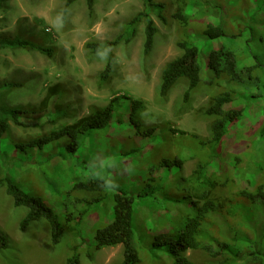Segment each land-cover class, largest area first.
<instances>
[{
	"label": "trees",
	"instance_id": "16d2710c",
	"mask_svg": "<svg viewBox=\"0 0 264 264\" xmlns=\"http://www.w3.org/2000/svg\"><path fill=\"white\" fill-rule=\"evenodd\" d=\"M5 1L0 0V6ZM76 1L65 0L63 22ZM85 1L91 12L95 0ZM143 8L113 41L85 44L94 56L97 49L111 48L99 83L110 82L115 73L113 49L132 40L140 25L147 55L158 34L153 17L165 27L174 23L181 54L162 68L159 95L165 97L186 81L185 107L199 88L209 89L201 113L208 136L146 126L141 118L144 101L114 94L105 106L91 107L71 124L17 141L11 137V124L26 127L42 119L55 123L64 115L57 108L62 92L50 96L52 88L47 89L49 108L10 106L3 93L17 85L0 84V189L14 208L26 210L19 231L25 233L31 224L46 219L53 246L68 234L64 264H81L84 251L116 246L123 248L120 264H145L141 255L148 264H196L186 253L197 250L215 264H264V0H143ZM2 49L34 50L47 57L54 51L22 36L0 34ZM176 134L195 145L189 154L196 165L189 176L183 175L186 157L169 153L167 135ZM112 140L119 145L112 147ZM63 142L61 151L83 165V175L69 186L67 193L74 200L64 219L25 193L10 172L12 162L26 158L33 164L46 162L52 156L44 159L43 151L50 153L51 146ZM91 147L95 152L88 155ZM85 156L90 163L83 161ZM252 163L255 173L247 175ZM127 165L131 173L123 171ZM100 176L119 185L112 197ZM8 244L0 230V250Z\"/></svg>",
	"mask_w": 264,
	"mask_h": 264
},
{
	"label": "rangeland",
	"instance_id": "374dc122",
	"mask_svg": "<svg viewBox=\"0 0 264 264\" xmlns=\"http://www.w3.org/2000/svg\"><path fill=\"white\" fill-rule=\"evenodd\" d=\"M64 3L65 0H6L1 3L0 34L9 38L22 36L34 44L54 50L50 57L34 50H0V84L17 85L3 93L4 102L10 106L30 108L45 104L49 108L51 103L45 102L44 96L47 89L52 88L50 96L62 92L57 108L65 112L55 118V123L42 119L39 123L30 122L26 127L11 124L13 139L27 141L62 123L71 124L87 115L91 107L105 106L114 94L143 100L145 110L141 118L146 126L182 131L201 138L208 136L207 121L201 113L207 106L209 89L199 88L185 107L182 100L186 81L177 83L165 97L159 95L162 68L181 54L177 47L179 33L174 23L165 27L153 17L158 34L147 55L143 52L144 27L140 25L132 40L113 49L114 76L108 84H100L98 76L105 60L91 55L85 44L113 41L123 32L125 24L143 11V0H95L91 12L85 0H77L70 7L66 22L58 26L57 16L62 17ZM169 10L171 12L172 8ZM167 138L170 155L186 157L183 175L189 176L196 165V160L189 154L195 150V145L186 136L176 134L167 135ZM110 144L112 147L119 145L115 140ZM64 145L66 142L54 144L50 153L43 151L44 159L52 156L44 163L33 164L26 158L10 164V172L13 171L18 186L59 217L69 212L70 203L74 200L67 193L69 186L75 177L83 175V165L81 167L76 158L61 151ZM86 150H89L88 155L95 152L93 147ZM60 153V158L55 157ZM117 159L116 155L111 157L113 162ZM83 161L90 163L86 156ZM253 166L252 163L247 175L255 173ZM110 175H115V170ZM112 193L111 190L109 197ZM109 203L112 206L111 199ZM75 210L78 211L77 208ZM25 213L23 207L14 208L11 199L0 189V230L9 240L8 249L0 250V264H64L68 234H64L59 245L53 246L46 219L31 224L25 233H21L18 224ZM82 228L78 226V230ZM186 255L196 264H215L213 259L198 250L189 251ZM122 259L121 246L96 252L87 250L81 254V264H120ZM141 259L148 264L146 255H141Z\"/></svg>",
	"mask_w": 264,
	"mask_h": 264
},
{
	"label": "clouds",
	"instance_id": "9594fccd",
	"mask_svg": "<svg viewBox=\"0 0 264 264\" xmlns=\"http://www.w3.org/2000/svg\"><path fill=\"white\" fill-rule=\"evenodd\" d=\"M56 23L58 26H62L63 25V20H62V17L61 16H57V20H56ZM111 51V48L110 47H103L102 49H97V55L104 59V60H107L108 58V53ZM108 166V165H106ZM105 166V167H106ZM123 171L125 172H128V173H131L133 171V168L131 165H127L124 167ZM103 184L102 186L106 189V190H116L119 185L115 182V180L111 179V178H106V177H103V176H100L99 177Z\"/></svg>",
	"mask_w": 264,
	"mask_h": 264
}]
</instances>
